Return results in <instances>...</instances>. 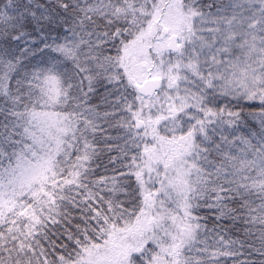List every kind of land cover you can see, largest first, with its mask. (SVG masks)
<instances>
[{
    "label": "snow or ice",
    "instance_id": "snow-or-ice-1",
    "mask_svg": "<svg viewBox=\"0 0 264 264\" xmlns=\"http://www.w3.org/2000/svg\"><path fill=\"white\" fill-rule=\"evenodd\" d=\"M0 264H264V0H0Z\"/></svg>",
    "mask_w": 264,
    "mask_h": 264
}]
</instances>
